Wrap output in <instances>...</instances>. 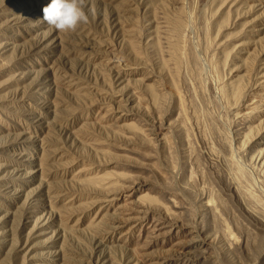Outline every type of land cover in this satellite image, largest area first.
I'll return each mask as SVG.
<instances>
[{
    "label": "rangeland",
    "instance_id": "rangeland-1",
    "mask_svg": "<svg viewBox=\"0 0 264 264\" xmlns=\"http://www.w3.org/2000/svg\"><path fill=\"white\" fill-rule=\"evenodd\" d=\"M48 3L0 0V264H264V0H82L87 23L66 32ZM155 110L172 130L148 134L147 161L165 183L117 160ZM127 176L155 184L126 205L185 228L121 219Z\"/></svg>",
    "mask_w": 264,
    "mask_h": 264
},
{
    "label": "bare ground",
    "instance_id": "bare-ground-1",
    "mask_svg": "<svg viewBox=\"0 0 264 264\" xmlns=\"http://www.w3.org/2000/svg\"><path fill=\"white\" fill-rule=\"evenodd\" d=\"M175 29V28H174ZM178 31V30H177ZM175 32V31H174ZM206 34V33H205ZM133 48V47H132ZM136 48V47H135ZM175 49V48H174ZM138 50V49H137ZM179 53V52H178ZM177 53V54H178ZM138 54V53H137ZM139 55V54H138ZM174 57V56H173ZM146 61H145V63H144V66L146 65ZM148 64V63H147ZM147 66V65H146ZM149 66V65H148ZM195 66V65H194ZM145 68V67H144ZM198 67H196V69H197ZM178 74V73H177ZM197 74V73H196ZM180 75V74H179ZM171 77V76H170ZM181 77V76H180ZM201 77V76H200ZM173 79V78H172ZM160 80V79H159ZM201 80V79H200ZM160 85H161V83H160ZM156 86V85H155ZM153 87V86H152ZM159 89H160V87H159ZM152 91V90H151ZM153 91H155V90H153ZM233 91V90H232ZM227 92V91H226ZM157 93V92H156ZM154 94V93H153ZM162 94V93H161ZM175 94V93H174ZM173 94V95H174ZM234 94V93H233ZM157 97V96H156ZM162 97H163V95H162ZM159 98V97H158ZM157 98V99H158ZM120 99V98H119ZM223 99V98H222ZM228 100V99H227ZM225 101V100H224ZM234 101V100H233ZM119 103V106H120V109L121 110H126V108H129V112H131L132 113V115L133 114H141V115H145V113L146 112H144L142 109H137V108H135V107H133V106H129V107H124L123 105H121L120 104V101L118 102ZM163 103H165V102H163ZM162 105V104H161ZM164 106V105H163ZM119 109V108H118ZM119 109V110H120ZM120 110V111H121ZM146 110H147V108H146ZM127 111V112H128ZM148 112V111H147ZM154 113V115H153V118L150 120L149 119V122H151V123H149V125H148V127H147V133H145L143 130V132L144 133H142V131L141 132H138V131H136L135 132V130L130 134V135H127V136H125L124 138H123V142H124V144H125V148H127L128 149V151L130 150V151H132V155L133 156H130V155H126V156H124V155H121V156H118L117 157V160L118 161H121V162H123V163H126L127 165L129 164V165H131V167H135V168H144V167H147V168H149V170H151L152 172H154L155 174H158L159 175V178L165 183L166 182V178H165V175H164V173H162V171H160L159 169H162V168H157L156 166H154L153 164H151V163H149L147 160L149 159L150 160V157L151 156H154L155 155V150H157L156 149V143L154 142V140L152 139V138H150V137H148L149 135L148 134H152V133H155V137H156V140L157 141H159L160 143H162L163 145L164 144H167L166 142H167V139H168V136L166 135V133H165V131L167 130V131H169L168 129H171V125H170V123H166L164 120H163V118L161 117V114L159 113V111L158 110H155V111H153ZM107 113V112H106ZM105 113V114H106ZM121 114H120V116H123L122 115V111L120 112ZM126 113V112H125ZM124 113V114H125ZM110 114V113H109ZM147 114V113H146ZM105 116V115H104ZM103 116V117H104ZM109 116V115H108ZM119 116V117H120ZM124 116H126V115H124ZM124 116H123V119H124ZM135 116V115H134ZM146 116V115H145ZM148 116V115H147ZM151 116V115H150ZM106 117V116H105ZM110 117V116H109ZM114 118V117H113ZM145 118V117H144ZM151 118V117H150ZM110 119V118H109ZM119 119V118H118ZM123 119H121V120H123ZM103 120V119H102ZM147 120H148V118H147ZM113 121V120H112ZM112 121H110V122H112ZM148 122V121H147ZM146 128V127H145ZM166 128H168V129H166ZM145 130V129H144ZM172 130V129H171ZM171 133V132H170ZM153 136V135H152ZM154 137V138H155ZM138 142H137V141ZM136 141V142H135ZM171 141V140H170ZM136 143H138V144H140L141 146H136ZM225 143H226V141H225ZM224 143V144H225ZM122 146V148H123V145H121ZM120 146V147H121ZM225 150V149H224ZM230 150V149H229ZM129 151V152H130ZM124 152V151H123ZM152 152H154V155H152ZM158 152V151H157ZM125 153H127L126 152V150H125ZM129 154V153H128ZM137 154H139V155H137ZM142 156V157H144L145 158V160L146 161H144V159L141 161V159L139 160L136 156ZM109 157V156H108ZM152 158V157H151ZM232 158V157H231ZM171 159V158H170ZM116 160V159H115ZM153 161V160H152ZM173 162V161H172ZM230 162V161H229ZM110 163V162H109ZM155 163V162H154ZM231 163H232V161H231ZM234 164V163H233ZM115 165V164H114ZM123 165V164H122ZM226 165V164H225ZM110 166V165H109ZM174 166V165H173ZM230 166V165H229ZM227 167V166H226ZM232 167V166H231ZM230 167V168H231ZM236 167V166H235ZM235 167H234V169H235ZM138 172V171H137ZM141 172V171H140ZM232 172V171H231ZM237 172H238V174H239V177H241V175H245V171H243L241 168H237V171H236V174H237ZM121 173V172H120ZM169 173H170V171H169ZM130 175V174H129ZM132 175V174H131ZM145 175H146V173H145ZM171 175V174H170ZM234 175V174H233ZM124 176V178H125V175H123ZM133 176V175H132ZM136 176V175H135ZM238 176V175H237ZM122 177V176H121ZM128 177V179H126V181L124 182V184H122L121 186H119V187H117L116 189H114L115 190V195H113L112 197H113V199L114 200H116L118 203H121V205H123V207L122 208H124L123 210H128L129 209V211H122L121 209H120V213L122 212V215H123V217H125V218H121V219H128V216H132V217H134V216H136L137 217V215H138V213H141V212H148V211H155V210H158V212H159V214H160V217H161V220H162V223H163V225L166 227L165 229H166V231L167 232H173V231H176L178 228H185V224H183L182 222H180V221H178V220H176V218H175V216L172 214V213H169L168 211H166V210H164L163 208H160L159 206H156V205H154V207L153 206H151V205H145V203H143L142 201H131V203H130V205H126L125 203L126 202H129V200H127V197H129V199H131L132 197V195L134 196L136 193H137V195H138V192H139V189H140V187H143V186H148L149 187V185H152V184H155L154 183V181L152 180V179H150V178H142V177H136L135 178V180L134 179H129V176H127ZM126 177V178H127ZM244 177H248V176H244ZM132 178H134V177H132ZM238 178V177H237ZM263 178V177H262ZM158 179V178H157ZM239 179H241V178H239ZM238 179V180H239ZM243 179V178H242ZM248 179V178H247ZM168 180V179H167ZM243 181V180H242ZM247 181V180H246ZM244 182V181H243ZM121 183V182H120ZM235 183V182H234ZM240 184V183H239ZM158 185V184H157ZM235 185V184H234ZM251 185V184H250ZM115 186V185H114ZM235 186H237V185H235ZM235 186H234V188H235ZM239 187V186H238ZM242 188V187H241ZM249 188V187H248ZM110 189V188H109ZM160 189V188H159ZM235 189H237V187L235 188ZM147 190V189H146ZM238 190V189H237ZM138 191V192H137ZM238 191H241V192H244V191H242V189L241 190H238ZM249 191V190H248ZM107 192V191H106ZM240 192V193H241ZM251 192V191H250ZM110 193V192H109ZM142 193V192H141ZM158 193V192H157ZM238 193V192H237ZM240 193H238V198H240V202L242 203V205H243V208H244V210H245V212L251 217V216H253L254 215V213H253V208L251 209L250 208V205H249V203H247V199H246V195L248 196L247 198H248V200H249V202L250 201H252L253 200V198H249V194H240ZM244 193H246V192H244ZM248 193V192H247ZM107 194V193H106ZM208 194V193H207ZM209 195V194H208ZM252 195V194H251ZM110 196H111V194H110ZM111 197V198H112ZM135 197H136V195H135ZM138 197V196H137ZM210 197V196H209ZM252 197V196H251ZM141 198V197H140ZM103 199V198H102ZM106 199V198H105ZM112 199V200H113ZM137 199V198H136ZM142 199V198H141ZM140 199V200H141ZM145 199V198H144ZM208 199H210V198H208ZM219 199V198H218ZM127 200V201H126ZM150 200V199H149ZM100 201V200H99ZM105 201V200H104ZM146 201V200H145ZM151 201H152V199H151ZM155 201V200H154ZM254 201H255V199L253 200V203H254ZM211 202H212V200H211ZM223 202V201H222ZM226 202V201H225ZM256 202V201H255ZM108 203V202H107ZM218 203V202H217ZM220 203H221V201H220ZM253 203H251V204H253ZM259 203V202H258ZM102 204V203H101ZM210 204V203H209ZM249 206H248V205ZM214 205H216V204H214ZM213 205V206H214ZM130 206H132V207H130ZM212 206V205H211ZM219 206V205H218ZM225 206V205H224ZM257 206V205H256ZM221 207V206H220ZM104 208V207H103ZM107 208V207H106ZM116 208V207H115ZM118 208V207H117ZM209 209H207V211H208V213L209 214H211V216H215L214 215V208L213 207H208ZM264 208V207H263ZM222 209V208H221ZM256 210V209H255ZM258 210V209H257ZM256 210V211H257ZM117 211V210H116ZM129 212V213H128ZM114 213V212H113ZM118 213V212H117ZM259 213V212H258ZM115 214V213H114ZM119 214V213H118ZM142 214V213H141ZM113 215V214H112ZM217 215V214H216ZM260 215V214H259ZM119 216H121V215H119ZM139 216V215H138ZM159 216V215H158ZM220 216V215H219ZM256 216V215H255ZM262 216H263V212H262ZM261 216V217H262ZM156 217H157V215H156ZM216 217V216H215ZM259 217V216H258ZM260 218V217H259ZM213 219H214V217H213ZM258 219V218H257ZM223 220V219H222ZM254 220V219H253ZM220 222V221H219ZM217 223V222H216ZM220 224V223H219ZM222 224V223H221ZM220 224V225H221ZM235 224V223H234ZM238 224V223H237ZM262 224H263V226H264V219L262 220ZM239 225V224H238ZM123 227V226H122ZM125 228V227H124ZM163 228V227H162ZM203 228V227H202ZM201 228V229H202ZM226 229V228H225ZM219 230V229H218ZM125 232V231H124ZM244 235V234H243ZM221 236V235H220ZM224 236V234L222 235V237ZM206 237V236H205ZM203 238V240H202V244H204V245H206V247H207V245H210V246H212L211 244H213V240L212 239H208V236L206 237V238ZM221 237V238H222ZM211 238V237H210ZM223 238H225V236L223 237ZM124 239V238H123ZM226 239L227 238H225V242H227L226 241ZM228 240V239H227ZM255 240V239H254ZM225 242H224V244H225ZM216 243V242H215ZM221 243V242H220ZM256 245V244H255ZM210 246L209 247H207V248H210ZM214 246H215V244H214ZM214 246H212V248L214 247ZM228 246V245H227ZM249 246V245H248ZM254 246V245H253ZM258 246V245H257ZM202 247H203V245H202ZM206 247H204L205 249H206ZM203 248V249H204ZM215 248V247H214ZM213 248V249H214ZM256 248V247H255ZM203 249H201V250H203ZM209 250V249H208ZM151 251V250H150ZM192 251V250H191ZM200 251V250H199ZM207 251V250H206ZM249 252V251H248ZM143 253V252H142ZM205 253H208V252H205ZM204 253V251H202V252H200L199 253V256L201 255L203 258H206V256H207V258H208V256L210 255H208V254H205ZM251 254V253H250ZM198 255V254H197ZM200 256V257H201ZM212 256V255H211ZM218 256V255H217ZM216 256V257H217ZM248 256V255H247ZM252 256V255H251ZM197 257V256H196ZM213 257V256H212ZM211 257V258H212ZM249 257V256H248ZM255 257H257V256H255ZM207 258L205 259V260H203V261H206L207 260ZM214 258V257H213ZM199 259H202V258H199ZM208 259H210V257L208 258ZM240 259V258H239ZM253 259V258H252ZM213 260H215L216 261V259H211V260H207V261H211V263H213L214 261ZM254 260V259H253ZM171 261V260H170ZM206 261V262H207ZM216 263V262H215ZM214 263V264H215ZM209 264V263H208ZM256 264V263H255ZM259 264V263H258Z\"/></svg>",
    "mask_w": 264,
    "mask_h": 264
},
{
    "label": "clouds",
    "instance_id": "clouds-1",
    "mask_svg": "<svg viewBox=\"0 0 264 264\" xmlns=\"http://www.w3.org/2000/svg\"><path fill=\"white\" fill-rule=\"evenodd\" d=\"M42 12L43 21L60 32L75 30L88 20L82 0H50Z\"/></svg>",
    "mask_w": 264,
    "mask_h": 264
}]
</instances>
